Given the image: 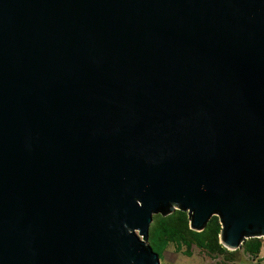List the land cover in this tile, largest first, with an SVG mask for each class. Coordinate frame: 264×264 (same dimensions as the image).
<instances>
[{
	"label": "water",
	"instance_id": "obj_1",
	"mask_svg": "<svg viewBox=\"0 0 264 264\" xmlns=\"http://www.w3.org/2000/svg\"><path fill=\"white\" fill-rule=\"evenodd\" d=\"M178 211L264 238V0H0V264H159Z\"/></svg>",
	"mask_w": 264,
	"mask_h": 264
},
{
	"label": "trees",
	"instance_id": "obj_2",
	"mask_svg": "<svg viewBox=\"0 0 264 264\" xmlns=\"http://www.w3.org/2000/svg\"><path fill=\"white\" fill-rule=\"evenodd\" d=\"M219 230L217 217L208 219L205 231L192 233L188 227L186 213L180 216L178 211L169 218L153 214L148 226L147 241L156 253L164 251L171 244L175 252H180L184 256H189L191 248L195 247L209 257H222L227 261L237 249L233 253L223 248L218 240ZM262 244L261 239H245L239 248L247 257L253 259Z\"/></svg>",
	"mask_w": 264,
	"mask_h": 264
},
{
	"label": "rangeland",
	"instance_id": "obj_3",
	"mask_svg": "<svg viewBox=\"0 0 264 264\" xmlns=\"http://www.w3.org/2000/svg\"><path fill=\"white\" fill-rule=\"evenodd\" d=\"M255 258H249L243 250L238 248L230 260L224 261L222 257H209L195 247L190 250L189 256L175 252L173 245H168L164 251L158 252L159 264H264V238Z\"/></svg>",
	"mask_w": 264,
	"mask_h": 264
}]
</instances>
